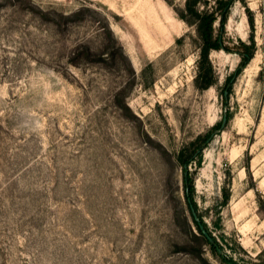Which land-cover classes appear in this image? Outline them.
Returning <instances> with one entry per match:
<instances>
[{"label": "rangeland", "instance_id": "rangeland-1", "mask_svg": "<svg viewBox=\"0 0 264 264\" xmlns=\"http://www.w3.org/2000/svg\"><path fill=\"white\" fill-rule=\"evenodd\" d=\"M186 2L0 0V264H225L193 234L180 159L224 115L194 200L228 258L264 264V0L231 7L205 90Z\"/></svg>", "mask_w": 264, "mask_h": 264}, {"label": "trees", "instance_id": "trees-1", "mask_svg": "<svg viewBox=\"0 0 264 264\" xmlns=\"http://www.w3.org/2000/svg\"><path fill=\"white\" fill-rule=\"evenodd\" d=\"M236 0H217V7L213 11H202L198 8L200 0H187V16L182 15L181 17L186 20L191 25H196V30L200 39V53L198 63V71L195 77V84L199 89L205 90L211 87L216 83V75L214 71L213 64L210 59L211 52L213 50L225 49L229 51V48L225 46L223 41V34L225 33V25L227 23V19L229 16V12L231 7L235 3ZM219 21L220 29L216 31L215 23ZM252 24H254L252 20ZM243 50L239 53L241 56V64L238 69L227 78V86L231 87L232 81L237 78L243 69L249 64L251 59L254 57L256 50V42L253 38L251 43L241 42ZM229 117V115H228ZM224 127L222 126V122L214 125L208 133L202 137H198L197 142L203 141L202 145L198 146V149L193 153V156L185 159L183 158V152L180 155V159L183 162L184 168V186H185V197L187 200L188 207L191 212V216L193 218V222L196 226L197 233L193 232L195 238H197L202 245L209 247L214 254V256L218 257L222 263L225 264H237L233 258H228L225 253L224 246L219 242L215 235L210 231L208 224L203 220L201 215L198 213V206L194 200L195 194V179L193 174L189 171L190 163H201L203 158V147H206L209 142L212 141L215 134L222 131ZM192 145H195L194 143ZM185 159V160H184ZM229 187V184H228ZM223 193V201L222 207L227 205L231 200V189L225 187ZM260 203L261 198H260ZM191 207H193L198 213V220L194 218ZM199 223H202L208 234L212 237L213 241H210L200 229Z\"/></svg>", "mask_w": 264, "mask_h": 264}, {"label": "water", "instance_id": "water-1", "mask_svg": "<svg viewBox=\"0 0 264 264\" xmlns=\"http://www.w3.org/2000/svg\"><path fill=\"white\" fill-rule=\"evenodd\" d=\"M227 94V93H226ZM227 123V116L224 115V118H223V121H222V126L224 127ZM191 210H192V213H193V216L195 219L198 220V214L196 212V210L191 207ZM199 226H200V229L202 230L203 234L210 240V241H213L212 237L208 234L207 230L205 229V227L203 226L202 223H199Z\"/></svg>", "mask_w": 264, "mask_h": 264}]
</instances>
